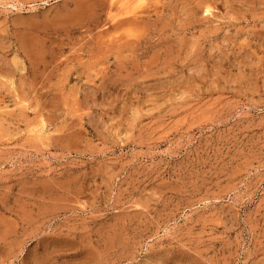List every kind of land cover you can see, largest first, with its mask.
Instances as JSON below:
<instances>
[{
  "label": "rangeland",
  "instance_id": "374dc122",
  "mask_svg": "<svg viewBox=\"0 0 264 264\" xmlns=\"http://www.w3.org/2000/svg\"><path fill=\"white\" fill-rule=\"evenodd\" d=\"M0 264H264V0H0Z\"/></svg>",
  "mask_w": 264,
  "mask_h": 264
},
{
  "label": "bare ground",
  "instance_id": "6f19581e",
  "mask_svg": "<svg viewBox=\"0 0 264 264\" xmlns=\"http://www.w3.org/2000/svg\"><path fill=\"white\" fill-rule=\"evenodd\" d=\"M208 11V10H207ZM39 125V124H38ZM37 127V126H36ZM35 134L41 135L42 134V126L37 127V129L34 130ZM43 135V134H42Z\"/></svg>",
  "mask_w": 264,
  "mask_h": 264
}]
</instances>
